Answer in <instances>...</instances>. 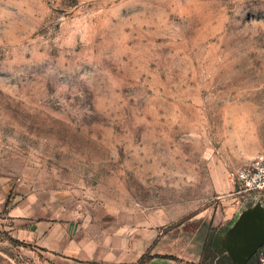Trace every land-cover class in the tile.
Segmentation results:
<instances>
[{"label":"rangeland","instance_id":"374dc122","mask_svg":"<svg viewBox=\"0 0 264 264\" xmlns=\"http://www.w3.org/2000/svg\"><path fill=\"white\" fill-rule=\"evenodd\" d=\"M263 146L264 0H0V264H56L49 229L194 259L227 222L235 260Z\"/></svg>","mask_w":264,"mask_h":264},{"label":"crops","instance_id":"0c3cea01","mask_svg":"<svg viewBox=\"0 0 264 264\" xmlns=\"http://www.w3.org/2000/svg\"><path fill=\"white\" fill-rule=\"evenodd\" d=\"M45 231H42L39 245L63 256H58L59 260L52 262L56 264H138L144 254L151 256L144 264H198L200 259L198 253L194 259L179 261L180 258L162 248L161 243L153 246L156 236L152 230L131 232L120 229L112 235H101L96 240L80 237L72 241L65 232L60 240L52 243L53 229L48 230V237H45Z\"/></svg>","mask_w":264,"mask_h":264},{"label":"trees","instance_id":"16d2710c","mask_svg":"<svg viewBox=\"0 0 264 264\" xmlns=\"http://www.w3.org/2000/svg\"><path fill=\"white\" fill-rule=\"evenodd\" d=\"M228 224L229 222L221 226L212 227L208 230L202 243L198 264H238L226 251L227 244L225 239L230 231ZM150 258L151 256L144 254L139 259L138 264H144L145 261ZM243 264H264V244Z\"/></svg>","mask_w":264,"mask_h":264},{"label":"water","instance_id":"95a60500","mask_svg":"<svg viewBox=\"0 0 264 264\" xmlns=\"http://www.w3.org/2000/svg\"><path fill=\"white\" fill-rule=\"evenodd\" d=\"M235 241L240 245L233 247L235 261L243 264L264 244V216L250 212L238 225Z\"/></svg>","mask_w":264,"mask_h":264},{"label":"built area","instance_id":"2783aa9c","mask_svg":"<svg viewBox=\"0 0 264 264\" xmlns=\"http://www.w3.org/2000/svg\"><path fill=\"white\" fill-rule=\"evenodd\" d=\"M239 191L264 198V146L251 160L232 173Z\"/></svg>","mask_w":264,"mask_h":264},{"label":"flooded vegetation","instance_id":"af4514ba","mask_svg":"<svg viewBox=\"0 0 264 264\" xmlns=\"http://www.w3.org/2000/svg\"><path fill=\"white\" fill-rule=\"evenodd\" d=\"M238 245H240L238 241H235L233 244L234 247H238Z\"/></svg>","mask_w":264,"mask_h":264}]
</instances>
